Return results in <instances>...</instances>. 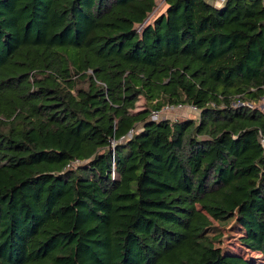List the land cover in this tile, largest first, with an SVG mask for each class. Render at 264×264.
<instances>
[{"label":"trees","instance_id":"16d2710c","mask_svg":"<svg viewBox=\"0 0 264 264\" xmlns=\"http://www.w3.org/2000/svg\"><path fill=\"white\" fill-rule=\"evenodd\" d=\"M164 4L0 0V264L264 261V7Z\"/></svg>","mask_w":264,"mask_h":264},{"label":"rangeland","instance_id":"374dc122","mask_svg":"<svg viewBox=\"0 0 264 264\" xmlns=\"http://www.w3.org/2000/svg\"><path fill=\"white\" fill-rule=\"evenodd\" d=\"M157 6L149 15L158 14L165 8L164 0H156ZM258 107L264 112V97L257 103ZM143 108V101L140 100L137 104L136 110ZM160 118L178 119L183 117H197V112L189 107L172 108L161 112ZM212 221V225L206 230V235L212 239L215 249L222 256L229 254H241L254 264H264L262 256L254 251L247 249L240 243V237L244 236L247 228H256L258 224L247 213L235 210L233 215L226 220H219L214 217V212H207ZM246 221V223H245Z\"/></svg>","mask_w":264,"mask_h":264},{"label":"built area","instance_id":"2783aa9c","mask_svg":"<svg viewBox=\"0 0 264 264\" xmlns=\"http://www.w3.org/2000/svg\"><path fill=\"white\" fill-rule=\"evenodd\" d=\"M211 1H212V3L215 6H220V5L224 4L226 0H211ZM260 1H261L262 5L264 7V0H260ZM172 108L173 107H166L165 110H169V109H172ZM177 108H180V106H178ZM189 108H191L192 110L196 111V108L193 107V106H189ZM159 116H160V113H157V112H153V114H152V118L153 119H158V118H160Z\"/></svg>","mask_w":264,"mask_h":264}]
</instances>
